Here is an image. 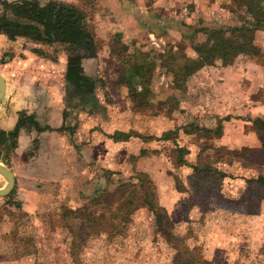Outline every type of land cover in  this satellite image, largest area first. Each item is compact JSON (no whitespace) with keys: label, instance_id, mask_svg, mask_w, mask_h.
<instances>
[{"label":"rangeland","instance_id":"obj_1","mask_svg":"<svg viewBox=\"0 0 264 264\" xmlns=\"http://www.w3.org/2000/svg\"><path fill=\"white\" fill-rule=\"evenodd\" d=\"M93 1L78 6L95 39V55L81 65L97 81L99 103L93 113L79 111L81 118L68 107L65 125L77 129L93 115L100 140H127L132 148L114 151L125 162L113 168L81 153V162L47 160L26 169L22 159L35 152L37 142L24 153L9 151L0 162L18 181L9 199L0 197V264H264V162L250 161L260 160L263 144L254 120L264 118V31L253 34L254 55L239 54L229 64L217 59L180 80L175 72L206 40L201 27L252 20L237 1L144 0L149 6L141 18L146 32L141 38H129L124 30H131L119 22L102 23L106 14H96L101 8L93 13ZM3 40L0 35V47ZM47 49L51 58L67 56L63 44ZM7 54L0 53V63ZM134 60L144 69L131 79ZM169 130L176 132L173 138L155 139ZM114 133L116 140L109 137ZM85 143L82 137L81 148ZM99 148L102 153L96 154L109 156L105 145ZM206 158L204 163L217 162L227 176L221 184L212 176L209 192L195 193L192 181L204 185L194 180L192 165ZM257 176L261 180L247 187L246 178ZM5 184L0 174V188ZM132 184L149 192L145 205L140 196L129 204ZM15 200L26 216L9 213ZM89 203L97 219L78 234L76 217ZM130 209L125 230H112L111 216H125ZM159 209L172 223L167 236Z\"/></svg>","mask_w":264,"mask_h":264},{"label":"trees","instance_id":"obj_2","mask_svg":"<svg viewBox=\"0 0 264 264\" xmlns=\"http://www.w3.org/2000/svg\"><path fill=\"white\" fill-rule=\"evenodd\" d=\"M235 1H237V4L239 5L238 8L245 9V11L251 16L252 20L250 21L249 19H246L239 25L201 27V32L203 31L207 35L206 40L195 46L194 50L196 52V57H186V63L183 66H180L178 71L175 72V74L180 77V80L187 78L190 74L205 64H213V62L217 59L222 60L223 63L229 64L239 54L254 55V51L256 50L257 52V48L252 43V39L256 30L264 31V0ZM2 5L3 12L0 13V34L5 35L11 40H14L17 37H26L32 42L41 45L54 46L58 43L65 46L67 50L66 70L64 75L66 87L65 101L68 106L63 109V124L59 129L72 133L74 127L72 128V126L65 125L66 115L69 114L67 113L68 109L71 107V109H73L72 111H75V113H78L81 110H87L88 112L93 113L97 110L99 103L95 94L97 81L95 78L87 75L81 65L83 58H90L95 55V52H93L95 40L94 33L87 25L84 11L72 3H65L56 0H48L45 3H42L39 0H16L11 2L4 0L2 1ZM32 51L41 56L46 55L41 47L33 48ZM133 62L131 72L129 74L131 79L134 77H141L143 75L142 70L144 69L141 65L136 63V60ZM254 124L255 126L257 124L256 131L262 132L261 136L263 144L261 145V148L257 150V154L261 155L260 160L254 159L250 161L264 162V118H256L254 120ZM31 127L38 131L48 128L40 126L34 119L33 115H28L26 112L22 111L19 113L16 125L11 131L6 132L0 130V159L3 160V157L16 147V137L20 129ZM199 129L202 128L199 127L197 130ZM184 132L189 133L186 129ZM175 134L176 132L169 130L164 132V135L161 137H155V139L167 140L173 138ZM114 135L115 133L109 137L116 140ZM34 141L36 142V139ZM244 150L246 151L247 149ZM1 153L3 154V157ZM253 154L254 153L248 155L247 157H250ZM204 160L205 161H202L201 163L197 162L192 165L194 180H197L204 185V187L202 185L199 186L192 181L190 186L193 187V191L195 193L209 192L206 189V185H208L206 183L210 182L213 178L212 176H217L215 182L218 184H221L223 178L227 176L225 171H222L217 167V162H212L211 158H209L213 164H206L204 162H209L208 158ZM179 163L187 164V162ZM246 180L248 183L247 187L252 188L254 185L249 183H254L256 181L259 182L261 177H249L246 178ZM131 186L136 189L133 191L134 195L128 200L129 204L132 205L133 201L138 200V196H140L141 202L145 205L146 199L149 198V192H144L142 189L143 187L141 188L142 190H138L136 185L132 184ZM182 187L178 188L181 190ZM194 187L196 189H194ZM10 196L11 194L5 198L9 199ZM13 204L14 205L10 206L8 209L6 208L9 213L18 210L17 212H19V215H27V212L22 209L21 202L19 200H15ZM79 210H81V212L76 218H79L80 220L78 234H81L84 232L83 225H88L91 219L96 220L97 218H95V209H90V203ZM159 210L163 212V221L160 222L162 224L161 228L163 234L167 236L168 232L171 230L170 227L172 226V223L168 219L167 214L163 210ZM132 211L133 209L128 210L125 216L113 214L111 216L112 230L117 229V226H120V228L125 230L127 222L129 221V214ZM73 212H75V210L65 208V213L73 214ZM15 215H17V213ZM162 216L160 215L159 217L161 218ZM13 230V232L11 231L12 237L17 233L16 226ZM117 232L121 231L117 230ZM170 242L172 243V241ZM73 264L75 263L73 262Z\"/></svg>","mask_w":264,"mask_h":264},{"label":"crops","instance_id":"obj_3","mask_svg":"<svg viewBox=\"0 0 264 264\" xmlns=\"http://www.w3.org/2000/svg\"><path fill=\"white\" fill-rule=\"evenodd\" d=\"M68 2L81 8L87 6L81 0H69ZM148 6L144 0H96L89 4V7L93 8V13L96 8L99 10L101 8L102 11H97L96 14L107 15L103 16L102 23L112 25L114 22H119L123 27L131 30V32L124 30L129 38L146 37L141 18L146 14L145 9ZM0 35L4 39L0 53L8 51L4 61L0 63V72L5 87L0 99V130L11 131L22 111L33 115L40 126L48 127L42 131L33 127L20 129L16 137L15 150L17 152L24 153L29 149L32 141L36 139L37 142L35 152L22 159L26 169L33 162H46L47 160L64 164L81 162V153H91V159L95 156L93 161L100 162L105 168H113L117 162H125L124 155L119 157L114 151L117 149L122 152L129 151L132 148L131 142L126 140L114 143L109 139L100 140L102 138L99 137L97 129L91 123L93 115L85 113V116L88 115L87 119L79 128H74L72 133L59 129L63 124V103L66 99L64 78L66 56L64 53H59L55 59L47 55L41 56L33 52V48L41 47L45 52L52 46L34 43L26 37L11 40L3 34ZM77 117L81 118L82 114L78 112ZM82 137L86 142L83 148H81ZM99 145H105L109 149L107 152L109 156L96 154V152L102 153ZM112 145H116L115 150L112 149ZM0 160L3 162L2 159ZM12 172L16 184L18 179L15 172ZM49 173L50 170L47 169L45 174Z\"/></svg>","mask_w":264,"mask_h":264},{"label":"water","instance_id":"obj_4","mask_svg":"<svg viewBox=\"0 0 264 264\" xmlns=\"http://www.w3.org/2000/svg\"><path fill=\"white\" fill-rule=\"evenodd\" d=\"M4 79L0 72V99L2 98L4 94ZM0 174L4 177L6 180L5 186L0 188V197H6L12 190L15 184V177L12 172V170L5 166L3 163L0 162Z\"/></svg>","mask_w":264,"mask_h":264},{"label":"bare ground","instance_id":"obj_5","mask_svg":"<svg viewBox=\"0 0 264 264\" xmlns=\"http://www.w3.org/2000/svg\"><path fill=\"white\" fill-rule=\"evenodd\" d=\"M5 186V185H4Z\"/></svg>","mask_w":264,"mask_h":264}]
</instances>
